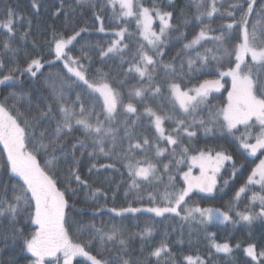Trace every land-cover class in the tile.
Wrapping results in <instances>:
<instances>
[{
	"label": "snow or ice",
	"instance_id": "1",
	"mask_svg": "<svg viewBox=\"0 0 264 264\" xmlns=\"http://www.w3.org/2000/svg\"><path fill=\"white\" fill-rule=\"evenodd\" d=\"M81 4L83 0H76ZM256 0H228L224 14L231 18L233 22L222 25L219 35H210L215 30L205 24L193 38L184 44L185 50H192L195 55H188L186 61L181 58V53L174 57L172 62L163 63L164 47L170 32L178 31V27L173 25V12L163 10L162 6L153 0L151 7H145L143 0H106L101 5V11L106 7H111L113 18L117 21H124L125 26L118 27L113 31L114 39L107 42V47L98 46V57L103 63L105 58L119 57L121 72L117 76H111L101 69H97L93 76H89V69L82 61L91 62L88 52L81 48L79 56L70 55L75 47L74 41L87 29L81 28L70 36L58 33L55 28L52 30V38L48 41L49 55L54 53L55 61H63V68L70 75L57 74L59 84L53 82L51 85L52 99L55 102L56 110L60 119L56 122L53 134L49 135L46 128L37 135V127L41 120L53 117V106L46 105V110L40 112V116L34 117L33 124L18 110L13 114V108L0 103V144L6 158L0 162V172L8 174L9 180L16 178L17 184L11 186L12 195L8 196V184L0 185V226L7 222V229L0 233V244L7 247L9 241L13 245L20 243V250L30 254L29 264H52L53 258L59 264L61 258L63 264H73V258L86 257L91 264H150L155 258V264H176L175 256L166 241H162L155 246L144 260L132 259L128 253V242L123 237L120 229L113 226L109 231L102 228H95L93 231L99 237L101 245L110 242L119 245L118 254L114 262L106 259H98L86 250V246L74 243L69 236L68 226L70 218L66 209L69 208L65 191H71L75 195V190L71 189V184L75 182L79 186L89 187L88 181L82 179L79 172V160L75 153L83 149L85 141L77 139L70 146L64 142V137L70 135L74 126H80L84 133L91 137L93 152L90 156L102 155L111 157L113 149L105 148V140L111 138L113 147L116 143V129L111 125L115 120L118 110H122L128 117H136L139 120L141 115L149 118V122L154 126L156 135L149 139L141 135L133 142V134L129 131L136 120L125 119V136L128 139V147L120 153V160L127 170L131 179L129 187L139 189L140 182L152 184L164 183L167 176V183L164 184L165 191L160 196V203L164 206H153L146 209L132 207L111 208L110 212L117 216L126 213H137L141 211L154 213L157 217H163L166 213L179 217L181 221L193 222L207 226L213 222L220 224L240 223L247 225L254 221L264 222V195L253 192L250 202L254 206L259 202V211H254L251 207H246L244 211H236L233 219L230 214L233 212V202H229L226 211L217 208H203L199 205H188L190 194L194 190L201 193H213L217 186V175L224 167L226 161H232L233 157L224 151L191 149V141L197 132L191 130L193 125H198L207 135L211 133L218 124L224 131L234 134L238 126L253 129L259 126V132L255 135L246 132L240 139V146L251 156H256L257 152L264 155V8L259 13H255ZM63 6V0H61ZM41 4L39 0H33L32 8L38 13ZM96 7L95 4L92 5ZM197 15L195 20L204 23V17L209 20L217 14L224 4L218 0H195ZM237 12L242 15L236 21ZM257 16L255 23L249 28L250 18L253 14ZM62 14V7L53 12V16L59 17ZM67 15V13H64ZM95 19L100 22L98 31L104 33V21L102 16L94 13ZM135 21L136 32H129L126 26L129 20ZM159 20V30L153 24ZM27 23L28 30L20 34L21 39H26L30 35L31 20L23 16H18L14 9L7 8L5 17L0 19V29L6 31V38L0 40V50L11 52L15 59L19 48L12 46V39L17 34V25ZM234 27L239 28L238 43L233 46L232 51L223 48L226 40L225 31ZM184 34L181 33V36ZM126 37L128 42H126ZM137 37L139 39H137ZM231 39V37H227ZM215 42L214 48H205L203 53L196 51L201 46L202 41ZM136 41L135 51H131L130 57L125 59L130 52V42ZM35 46V43H34ZM69 46H72L70 48ZM27 55V53H26ZM250 56V62L247 58ZM234 57V59H233ZM180 58L179 65L175 60ZM227 58V66L223 61ZM127 63L128 67L123 68ZM53 65L52 60H44L40 55L32 57L26 67L20 68L18 65L8 70L7 74H2L5 67L3 59H0V85L8 86L7 82L18 79L16 75L28 74L35 79L38 74L42 75L45 65ZM186 65V67H185ZM210 65H215V73H204ZM162 70L163 75L157 78L158 71ZM198 74H215L216 79H205L193 87H182L186 78L191 80ZM52 74H49L51 76ZM135 75L141 81V86L129 89L127 97L113 86V81L119 86H124L129 76ZM121 77V78H117ZM230 78L231 88L227 92V103L216 110L209 111L208 119H196L202 105H206L209 96L214 91H219L224 87V78ZM147 81L146 85L143 83ZM75 87L83 89V94L89 97V105L86 108L81 99V93H77L76 99L71 104L66 103L65 90ZM165 91L167 96H165ZM152 99H165L170 105L172 114L161 115L154 111L145 101ZM127 98L128 102L125 103ZM7 100V98H6ZM143 103V111L140 112L133 101ZM77 105L79 106L77 111ZM99 106V111H97ZM163 107V105H161ZM180 116H191L190 121L177 118ZM103 117V119H101ZM54 118V117H53ZM165 119L174 123L170 131H166L163 124ZM107 123V126H106ZM254 142H250L253 140ZM47 141V143H45ZM161 142H165L168 147H161ZM29 145L32 149L29 150ZM190 151H195V155H190ZM57 152L60 155H57ZM142 155L138 158L137 153ZM151 153V155H150ZM168 154V163H163L159 158ZM38 154H44L50 158L45 160L42 167L37 159ZM72 157V166L66 172L67 187L61 190L57 186L59 170L58 165L63 160L67 162L68 155ZM187 163L188 170L181 171V165ZM158 164L160 167H158ZM197 167L199 175H193L192 169ZM233 175L235 174V163L232 165ZM115 168V164L93 163L89 168L91 174L93 169ZM183 180V187L177 188V178ZM225 185L227 181L224 182ZM260 185L261 192H264V159H260L255 168L252 169L245 183L236 191L233 201H239L241 194L246 193L250 186ZM171 189V190H169ZM101 193L97 188L93 193ZM105 198H106V194ZM127 195V193H126ZM148 199L152 204L157 203V197L149 192ZM141 199V197H137ZM74 207V206H73ZM22 218L31 225H35V231L30 235L24 234V228L18 227ZM152 227H146L140 237L144 240L151 237ZM211 248L217 253L231 254L233 246L229 242L218 243L215 240V233H208ZM178 243H183L182 239ZM239 248L240 245H235ZM109 251H111L109 249ZM143 248H141V253ZM244 252L251 258L249 264H264V249L257 250L256 244H248ZM8 264H15L9 261ZM182 264H206V261L199 255H184Z\"/></svg>",
	"mask_w": 264,
	"mask_h": 264
},
{
	"label": "trees",
	"instance_id": "2",
	"mask_svg": "<svg viewBox=\"0 0 264 264\" xmlns=\"http://www.w3.org/2000/svg\"><path fill=\"white\" fill-rule=\"evenodd\" d=\"M33 0H0V19L5 17L6 9L12 8L15 10L18 16H23L31 20L30 35L26 39H21L20 34L28 30L26 21L17 25V34L12 39V46L19 48L20 51L16 54L15 59L12 58L11 52H4L0 50V59L4 61V69L2 74H7L8 70L12 67L19 66L24 68L27 62L34 56L40 55L44 60H52L53 65L46 64L41 70L42 75L38 74V77L33 79L28 74L18 76L17 80L7 82L8 86L0 85V103H6V106L13 110V114L18 110L26 118H28L33 124L36 123L33 120L34 117H39L42 110H46V105L51 103L53 106V117H48L41 120L39 127H37V135L39 132L46 128L48 134L51 135L56 127L57 120L60 119V115L56 110V105L52 99L51 85L53 82L59 84L61 75H70L66 73V69L63 68V61H55L54 53L49 55L48 41L52 38V30L58 33H63L66 37L74 34L75 31L85 28V32H82L77 41H74L75 45L70 52L73 56H79L81 54V48H84L88 52L91 62L87 60L82 61L89 69V76H93L97 69H101L105 73H110L111 76H117V73L121 72L119 65L121 60L119 57L105 58L102 63L98 57V46L107 47V42L114 39L113 31L118 30L120 25L112 17L109 7L104 8L101 11V5L106 3V0H83L81 4H77L76 0H63V6L61 0H39L41 7L37 13L32 8ZM153 0H143V4L146 7L152 6ZM242 2V0H240ZM156 3L160 4L163 10L173 12V25L178 27V31L170 32L165 47L163 49L164 56L162 57L163 63L172 62L174 57H177L178 53H181V58L185 61L188 55H195L192 50H185L184 44L190 41L194 35H196L201 27L205 24L209 25L215 31L210 35H219L222 25L233 22L231 18L227 17L224 12L227 8L228 0H218V7L220 3L224 4V8L214 15L211 20L207 17L202 18L204 23H200L195 20L197 15L195 0H156ZM96 7L93 8L92 5ZM62 7V14L59 17L53 16L58 8ZM255 13H259L264 8V0H256L254 6ZM64 13H67L65 15ZM94 13L102 16L104 21V27L106 31L100 33L98 28L100 22L95 19ZM253 14L250 18L249 28L251 30V24L255 23L257 16ZM242 13L237 12L235 19L240 20ZM133 21V20H132ZM122 26H125L123 24ZM129 32H136V26L133 22L129 21L126 25ZM239 28L234 27L231 30L225 31L226 40L223 44V48L232 51L233 46L238 43L236 37L239 36ZM181 33L184 35L181 36ZM7 34L4 29H0V40L6 38ZM231 37V39H227ZM127 39V37H126ZM128 42V40L126 41ZM35 43V46H34ZM131 44V43H130ZM215 42L207 40L202 41L201 46H198L196 51L203 53L205 48H214ZM130 50L133 51V49ZM27 53V55H26ZM129 55L125 57L128 59ZM234 59V57H233ZM180 58L175 60V64L179 65ZM225 67L227 66V58L223 61ZM128 64H123V68L126 69ZM186 67V65H185ZM215 65H210L208 69L204 70V73H215ZM49 74H52L49 76ZM163 75L162 70L158 71L157 78ZM118 79L121 77H117ZM215 74H198L195 78L188 80L187 78L181 82L182 87H193L205 79H216ZM226 85H228L229 78L225 77ZM145 85L147 81L143 82ZM114 87H119V90L127 97L129 89L133 87L141 86V81L135 75L129 76L125 81L124 86H119L113 81ZM77 93H81V99L85 103L87 108L89 105V97L83 94V89L75 87L65 90L66 103L71 104L76 99ZM226 90L222 93H216L212 95L206 105H202L199 110L196 119H208L209 111L215 112L219 104L224 102ZM165 96L167 92L165 91ZM7 98V100H6ZM127 98L125 103H127ZM136 106L140 112L143 111V103L136 102ZM145 103L157 111L158 114L171 115L170 105L165 99H152L149 97ZM163 105V107H161ZM222 107V106H221ZM220 107V108H221ZM79 106L77 105V111ZM219 108V109H220ZM99 111V106H97ZM177 118H183L188 121L192 119L191 116H180L176 113ZM103 119V117H101ZM125 119L136 120V117H128L122 110H118V114L112 123V127L116 129V143L113 147L111 138L105 140L106 150L113 149V155L111 157H105L102 155L90 156L89 153L93 152L92 139L86 135L80 126H74V130L70 135L64 137V142L69 146L75 143L77 139L85 141V147L78 150L75 155L79 160V172L82 179L88 181L89 187L79 186L75 182L71 184V189L75 190V195L71 191H65V197L68 200L69 208L66 209L67 215L70 218L68 226V232L75 243L84 244L86 250L92 255H96L98 259H106L110 262L116 260L119 245L105 242L103 246L98 236L93 231L95 228H102L104 231H109L113 226L120 229L123 237L128 242V253L132 259L144 260L148 253L158 246L162 241L166 239L171 252L175 256L176 264H182V257L184 255L201 256L206 264H249L251 258L246 255L244 249L248 244H256L257 250L264 249V222L258 220L253 224L247 225L243 222L233 224L231 222L225 224H208L207 226L200 225L193 222L181 221L179 217L172 214H165L163 217H157L154 213L145 211L137 213H126L123 216H117L115 213L109 211V209L115 207H128L131 204L132 207L146 209L153 206H164L160 203V196L165 191L164 184L167 183V176L164 177V183L156 184L153 182L149 184L147 182H140L139 189H131V179L128 176L127 170L123 167V163L120 160V153L127 149L128 139L125 136V126L123 121ZM107 124V123H106ZM164 128L166 131H170L175 127L174 123L167 120ZM197 132V135L191 139V141L185 140L186 144H190L191 149H202L224 151L233 157L232 161H229L225 169L221 172L217 179L216 190L213 194H205L201 192H193L188 199V205H199L200 207H217L224 211L228 209L229 202H233V212L230 213L233 219H238L235 216L236 211H244L246 207L253 208L254 211H259L257 206H253L250 202V198L253 192L262 193L259 185L250 186L246 193L241 194L239 201H233V197L236 191L245 183L247 177L250 175L253 168L256 167L258 161L263 156L261 153L257 157L249 155L241 146L240 141L232 134L224 131L218 124L214 127L213 131L209 134H205L204 130L198 125H193L192 129ZM129 131L133 134V142L140 138L141 135L152 139L156 133L154 126L150 124L149 118L141 115L139 120L133 127L129 128ZM47 143V141H45ZM161 147H168L165 142H161ZM32 149V145H29V150ZM264 151V150H262ZM195 151H190V155H194ZM57 155H60L57 152ZM141 153H137L138 158ZM151 155V153H150ZM6 158V153L3 151V145L0 144V162ZM50 158L44 154H38L37 159L40 161L41 166L45 164V160ZM170 157L166 153L165 156L159 158L163 163H168ZM93 163L98 166L100 164H115V168L110 169H93L92 173H89V168ZM233 163H235L236 170L233 175ZM72 166V157L69 154L67 162L63 160L59 163L58 168L60 171L56 173L58 177L57 186L61 190H65L67 187L66 172ZM183 166V167H182ZM181 167V171L188 170V164L185 163ZM158 167L160 165L158 164ZM187 168V169H186ZM225 181L227 184L225 185ZM3 183L8 184V196L11 197L13 184H17L18 180L13 178L9 180L8 174L0 172V185ZM183 180L181 177L177 178V188L183 187ZM101 189V193L96 194V198H93L95 190ZM171 190V189H169ZM152 192L157 197V203L152 204L148 199V193ZM127 193V195H126ZM106 194V198L105 195ZM264 194V193H263ZM137 197H141L138 199ZM74 206V207H73ZM8 225L5 221L3 226H0V233H3L7 229ZM18 227L24 228V234L30 235L35 231V225H31L30 222H26L22 218V222ZM146 227H152L153 233L151 237H147L144 240L141 239L140 233L144 231ZM208 233H215V240L218 243L225 241L229 242L233 246V252L231 254L217 253L214 248H211L210 241L208 239ZM183 243H178L179 240ZM239 244L240 247L236 248L235 245ZM20 243L15 245L9 241L7 247L0 244V264H8L9 261H14L15 264H29L30 254L22 252L20 250ZM141 248L143 252L141 253ZM109 249L111 251H109ZM52 261V264H55ZM63 264V260L61 262ZM73 264H91L86 257H74ZM150 264H155V258L150 261ZM163 264V260H161ZM254 264V262H253Z\"/></svg>",
	"mask_w": 264,
	"mask_h": 264
},
{
	"label": "rangeland",
	"instance_id": "3",
	"mask_svg": "<svg viewBox=\"0 0 264 264\" xmlns=\"http://www.w3.org/2000/svg\"><path fill=\"white\" fill-rule=\"evenodd\" d=\"M206 3H207V0H206ZM144 5V4H143ZM146 7V6H145ZM109 10L111 11V14H112V10H111V7L109 8ZM112 17H113V15H112ZM115 21L120 25V26H122L123 24H124V21H117L116 19H115ZM129 21H131V22H133L134 24H135V21L133 20H129ZM153 27L158 31L159 30V20L158 19H156L155 20V22H154V24H153ZM137 39H139L138 37H137ZM128 40V38L126 39V41ZM131 44H130V47H131V49H133V51H135V43H136V41H132V42H130ZM70 47V46H69ZM130 51H132V50H130ZM71 55V54H70ZM247 60L250 62V56L247 58ZM145 82V81H144ZM222 83H224V87L223 88H221L219 91H214L213 93H211V95L209 96V98L212 96V95H214V94H216V93H222V92H224L225 90H226V93H225V98H224V102L222 103V104H219L217 107H215V109H219L221 106L223 107L226 103H227V92H228V90H230V88H231V81H230V78H229V80H228V85H226V81L225 80H223L222 81ZM208 98V99H209ZM166 122H167V119H165V121H164V124H163V126H166L165 124H166ZM106 126H107V124H106ZM246 132H252V134L253 135H255V134H257L258 132H259V126L257 125L255 128H253V129H245L244 128V126L243 125H240V126H238V129L237 130H234V134H232L235 138H237L239 141H240V137L242 136V135H244V134H246ZM250 142H254V139L253 140H250ZM260 153L261 152H257V154H256V156H252V157H257V156H259L260 155ZM196 153H194V155H195ZM260 159H264V155L260 158ZM260 161V160H259ZM259 161H258V163H259ZM229 161H226L225 162V164H224V167L221 169V171H220V173L217 175V179H218V177L220 176V174H221V172L225 169V167H226V165H227V163H228ZM257 163V164H258ZM182 166V165H181ZM183 167V166H182ZM187 169V168H186ZM185 171V170H184ZM192 173H193V175H199V169L197 168V167H193V169H192ZM260 186V185H259ZM199 192L198 190H194L193 192ZM215 192V191H214ZM213 192V193H214ZM246 192H247V190H246ZM213 193H205V194H213ZM256 193H258V192H256ZM264 192H262V193H259V194H261V195H264L263 194ZM192 194V193H191ZM254 206H257L258 208H259V202L257 201L256 202V204L254 205ZM204 208H217V207H214V206H212V207H204ZM217 209H220V210H223V209H221V208H217ZM256 221H258V220H256ZM214 224H220V223H217V222H213ZM74 243H75V241H73ZM78 257V256H77ZM80 257V256H79ZM48 259H51L52 261H54V259L53 258H48ZM62 262V258H61V260H60V262H59V264H62L61 263ZM56 264V263H55Z\"/></svg>",
	"mask_w": 264,
	"mask_h": 264
}]
</instances>
